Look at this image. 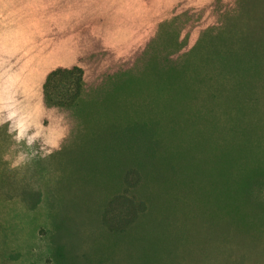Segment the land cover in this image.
I'll list each match as a JSON object with an SVG mask.
<instances>
[{"label": "trees", "instance_id": "16d2710c", "mask_svg": "<svg viewBox=\"0 0 264 264\" xmlns=\"http://www.w3.org/2000/svg\"><path fill=\"white\" fill-rule=\"evenodd\" d=\"M68 33L44 126L0 105V202L40 241L9 246L0 218V264H264V0H177L121 44Z\"/></svg>", "mask_w": 264, "mask_h": 264}, {"label": "rangeland", "instance_id": "374dc122", "mask_svg": "<svg viewBox=\"0 0 264 264\" xmlns=\"http://www.w3.org/2000/svg\"><path fill=\"white\" fill-rule=\"evenodd\" d=\"M176 1L0 0V105L8 98L18 99L14 106L18 126L37 125L40 119L38 125L43 127L42 119L46 115L38 109L36 98L48 69L61 63H74L72 54L61 49L67 38H71L69 28L92 23V28L109 32L112 42L121 44L132 37L134 30L155 28L157 22L169 17ZM45 127L50 131L48 125ZM14 208L12 202H0V218L10 225L9 246H40L38 233L37 238L34 235V229L37 230L34 221L27 220L11 235V226L16 222ZM31 262L47 264L46 255L44 252L26 254L18 264Z\"/></svg>", "mask_w": 264, "mask_h": 264}, {"label": "clouds", "instance_id": "9594fccd", "mask_svg": "<svg viewBox=\"0 0 264 264\" xmlns=\"http://www.w3.org/2000/svg\"><path fill=\"white\" fill-rule=\"evenodd\" d=\"M14 139L19 142L21 140H24V129L20 128L19 131L17 132V135L14 137ZM33 143V137L32 136H28L27 139L25 140V144L28 146H31V144ZM53 148L57 147V145L53 144L52 145ZM47 154V153H45ZM34 155V153H33ZM26 160V155L24 153H20L18 154L17 158L12 162V167H16L19 164H22L24 161Z\"/></svg>", "mask_w": 264, "mask_h": 264}]
</instances>
